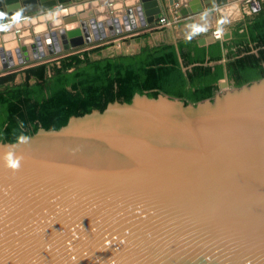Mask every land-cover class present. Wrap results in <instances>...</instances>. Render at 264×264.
<instances>
[{"label": "water", "instance_id": "obj_1", "mask_svg": "<svg viewBox=\"0 0 264 264\" xmlns=\"http://www.w3.org/2000/svg\"><path fill=\"white\" fill-rule=\"evenodd\" d=\"M236 1L169 3L184 14ZM58 2L21 0L18 21L0 16L6 51H24L27 34L44 43L61 21H80L88 37L101 12L126 20L138 9L150 26L163 11L160 0ZM0 264H264V78L188 105L136 94L0 142Z\"/></svg>", "mask_w": 264, "mask_h": 264}, {"label": "trees", "instance_id": "obj_2", "mask_svg": "<svg viewBox=\"0 0 264 264\" xmlns=\"http://www.w3.org/2000/svg\"><path fill=\"white\" fill-rule=\"evenodd\" d=\"M239 37L255 52L246 50L226 64L236 86L264 78V12L247 24L246 37ZM89 52L62 58L64 68H53L51 77L45 76L46 67L56 62L40 63L26 70L23 84L0 91V142L16 143L40 128L57 131L71 117L104 112L115 102L131 103L136 94L152 98L162 92L183 99L185 105L195 104L211 98L224 76L221 63L208 65L222 59L219 42L208 48L183 42L100 59H92ZM187 66L191 67L184 70ZM32 77L35 84L29 83Z\"/></svg>", "mask_w": 264, "mask_h": 264}, {"label": "crops", "instance_id": "obj_3", "mask_svg": "<svg viewBox=\"0 0 264 264\" xmlns=\"http://www.w3.org/2000/svg\"><path fill=\"white\" fill-rule=\"evenodd\" d=\"M4 3L5 4L0 3V13L4 14L3 19L5 20H12L15 14L22 11L23 9L21 6V0H4ZM245 3H250V4L252 3L254 6H257L258 4V5H261L262 8H264V0H240V1L233 2V3L225 4L221 7H217L215 4H209L206 6L205 9L192 12V13L190 12V10L186 9L187 10L186 13L182 14L180 9L184 6V4H181L179 5V11H178L180 13L181 19L180 21H178V23H182L183 21L188 20V22H190L188 26L191 24H203L204 21L201 20V16L207 13L208 14L207 15L208 30L206 32H203V33H200L194 36L191 40H187L186 37H179V35L174 34L173 28L175 27L174 25L176 23L169 27H165V28L150 29L138 35L136 34H133L130 36L128 35L129 37H132V39L130 40V44L128 46L129 50L127 49L126 52H123L122 54H134V53L140 52L143 48L154 49V48L161 47L163 45L172 44L174 46H177L179 43H183V42L185 43L191 42L197 46H200L198 45V40L200 38H204L208 36H212L214 38L213 32L217 30L218 22L226 19L228 22L223 24L222 26L223 27L222 37L218 40H215L214 38L215 41L213 43L203 45V46L208 48L210 45L216 42L220 43L221 50H222V59L217 62H210L208 65H213L215 63H221L223 65L224 76L226 74L228 78L226 64L229 61L235 59L238 56L243 55L242 52H246V50L249 52H255V50L252 49V44H250L247 39H244L243 42L241 43L239 42L240 39H242L241 37H239V35H245L246 37L247 24L255 16V15L250 16V17L245 16V14L251 15L250 12L247 10L248 6H246ZM150 4H153V2H151ZM200 4H201L200 1L199 2L196 1L192 4L191 7L197 9ZM253 5L252 7H254ZM172 8H177V7L176 5H174L171 7V9ZM169 10L170 9H168V11ZM166 11L163 9L164 13ZM103 14L105 13L101 12V14L99 15H103ZM245 17L248 20L247 22H245ZM96 19L98 20V17H96ZM104 21H107V19H104ZM141 23H142V18H141ZM90 24L92 25V23ZM188 26L184 27L187 33H189L190 31ZM125 35H127V33ZM127 38L128 37H125V39ZM39 44L41 45L40 41H39ZM116 46L117 44L113 43L110 46V48H115ZM39 48L44 54L42 45ZM110 48H108V50H110ZM115 55H113L112 57H115ZM187 68L184 67V70H186ZM221 82H225V80H222Z\"/></svg>", "mask_w": 264, "mask_h": 264}, {"label": "bare ground", "instance_id": "obj_4", "mask_svg": "<svg viewBox=\"0 0 264 264\" xmlns=\"http://www.w3.org/2000/svg\"><path fill=\"white\" fill-rule=\"evenodd\" d=\"M201 3V1H200ZM202 3L199 5L201 6ZM109 11V10H108ZM106 14V13H105ZM100 15L98 16V20L96 18H93V20H97V22H95V27L92 28V25L90 23H92L91 20H89V24H90V28L89 26L85 23L83 27L86 28L87 30V34H88V40H89V43L88 45H92L96 42H98L97 38L94 39L96 36V34L98 32H105V30H109L110 33H113L114 30V26L117 25L116 27H120V30H121V26L119 24L122 25V27L124 29H126L127 25L124 24L122 22V17L120 16V11L118 12L117 9L115 10V12H113V14H109V16L107 15ZM134 15L136 16V18H134ZM134 15H133V18L135 19V25L137 26V24L141 25V18H140V11L137 9L134 11ZM104 19H107V21H104ZM121 20V21H120ZM49 24L51 26V21H48ZM77 23H80V21H77ZM56 26V27H55ZM75 25H72V22L69 23V21L67 20L65 23H62V21L59 23V25H53L52 28H54L53 30H48L47 29V34L46 32H44L43 36H44V43H41L42 40H41V45L43 47V51L44 53L47 55H53L57 52V50L59 51H67L68 49L69 50H72V48H75L74 45H78L79 46V43H82V38H80V40L78 41L77 44H74V45H70V43L68 42L67 40V30L66 29H72L74 28ZM82 26V25H81ZM31 28V27H30ZM69 31V30H68ZM73 30H71L70 32H72ZM91 33H90V32ZM8 32V31H7ZM15 32V31H14ZM79 32V31H78ZM16 33V32H15ZM128 34V32H125L123 33L122 35H125V34ZM216 33V32H215ZM8 34V33H7ZM73 34V33H72ZM2 35H0V55H4V56H0V66L2 65H6V66H18L20 67L21 65H27V64H31L33 63L34 61L36 60H39V53H38V50L40 48L39 47V40H40V35L38 36L39 40L36 39L37 36L34 35V34H27L24 38L25 39H29L30 41L27 40V44H25V46H28V47H25V50L24 51H20L19 53L16 52V50L12 49V48H9L8 49V52L6 51V44H7V40H3L1 38ZM92 37V38H91ZM215 39L216 38H219V37H216L214 36ZM221 37V36H220ZM73 39V38H72ZM17 42H18V47L20 48V45L21 43L19 42V39L17 37ZM24 41V40H23ZM36 41V43H35ZM74 42H76L74 40ZM87 44V43H86ZM35 45V47H34ZM84 46V45H83ZM77 47V46H76ZM54 48L56 50H54ZM21 50V49H20ZM8 54V56H6ZM4 59V61H3ZM12 64V65H10ZM4 67L0 68L3 69Z\"/></svg>", "mask_w": 264, "mask_h": 264}, {"label": "rangeland", "instance_id": "obj_5", "mask_svg": "<svg viewBox=\"0 0 264 264\" xmlns=\"http://www.w3.org/2000/svg\"><path fill=\"white\" fill-rule=\"evenodd\" d=\"M60 2H58L57 3V6H59V4H63V5H67V4H70V3H72V1L71 0H59ZM160 5H161V7L166 11V12H169L170 10H172L171 9V7L173 6H170V3H169V0H160ZM0 3H2V4H5L4 3V0H0ZM184 4V3H183ZM245 5L246 6H248L247 7V10L250 12V14L251 15H248V14H245V16H254V15H256V14H258L259 12H264V8H262V6L261 5H258V6H254V7H252V5L250 4V3H245ZM168 9H170L169 11H168ZM176 10H179V6H177V9ZM25 14H23L22 13V15L20 14V17L21 16H24ZM4 21H6V20H4ZM248 20H247V18L245 17V22H247ZM69 23H70V21H69ZM190 22H188V20H185V21H183L182 23H176L173 27V31H174V34H177V35H179V37H186L187 36V32L185 31L186 29L184 28V27H186V26H188V24H189ZM72 25H74V24H72ZM67 30V32H68V30H69V32L71 31V30H74V34H70L69 36L67 35V40H68V42L70 43V45H72V43L73 44H77L78 43V41L80 40V38L79 37H81L82 38V43H79V46H81V45H83V42H84V40H85V37H84V34H85V31L82 29V26L79 24V23H77L76 25H75V29L74 28H72V29H66ZM79 31V32H78ZM144 31V30H143ZM67 32H66V34H67ZM146 32V31H145ZM130 36V35H129ZM129 36H127L128 38L127 39H125V37H123V38H120V39H117L116 40V44H117V46L115 47V48H110V46L112 45V42H110L109 44H106V45H102V46H96V47H91V48H87V47H89V46H92V45H94V44H96V43H94V44H92V45H87V44H85L84 46H86V49H84V50H80V51H78V52H82V51H85V50H91V53H90V55H91V58H93V59H96V58H102L103 56H109V57H112L113 55H115V54H117V55H120V54H122L123 52H126V50L128 49L129 50V44H130V40L132 39V37H129ZM221 37H222V35H221ZM73 38V39H72ZM77 38V41L76 42H74V40ZM220 39V38H219ZM215 40H218V39H215ZM99 42V41H98ZM35 43H36V41H35ZM39 47H41V45L39 46ZM38 47V48H39ZM74 47H76L75 45H74ZM77 47H78V45H77ZM83 47V46H82ZM108 48H110V50H108ZM98 49V50H97ZM55 50V49H54ZM94 52V53H93ZM39 60H37V61H41L42 59H46V58H50L49 60H47V61H45V62H43V63H46V62H52V61H54V60H58V59H60L61 57H63V56H67V55H70V54H73V53H76V52H72V51H70L69 49L67 50V51H59V50H57V53H55V54H53V55H46L45 53L43 54L42 53V51L39 49ZM42 55H41V54ZM244 53V52H243ZM64 54H66V55H64ZM117 55H115V56H117ZM6 56H8V54L6 55ZM57 56V57H56ZM35 62V61H34ZM33 62V63H34ZM33 63H31L32 65H34ZM36 64H40V63H36ZM187 67H189L190 68V66H187ZM187 67H185V68H187ZM8 68V69H7ZM18 68V67H17ZM9 70V69H11V68H9V66H7V67H4L3 69H1V70H3V71H5V70ZM19 69V68H18ZM20 69H22V67H20ZM3 71H1V72H3ZM2 75V74H1ZM4 75V74H3ZM222 80H224V78H222V79H220L218 82H220V81H222ZM236 85H235V83H234V81L231 79V78H229L228 77V82L227 83H225V82H222V87H221V90H220V88H219V85H218V83H217V85H216V89H215V91H214V95L212 96V98L213 97H215V95H217V94H219L222 90L223 91H230L233 87H235ZM236 87H239V86H236ZM161 92H158L157 93V96L156 97H152V98H157L158 96H159V94H160ZM146 95V94H145ZM190 104V103H189Z\"/></svg>", "mask_w": 264, "mask_h": 264}, {"label": "built area", "instance_id": "obj_6", "mask_svg": "<svg viewBox=\"0 0 264 264\" xmlns=\"http://www.w3.org/2000/svg\"><path fill=\"white\" fill-rule=\"evenodd\" d=\"M238 1H240V0H238ZM174 5H176V7H177V6L181 5V4H173V6ZM251 5H253V4L251 3ZM63 6H64L63 4H59V6L56 5L55 7H63ZM176 9L177 8H173L172 10L169 11V13L168 12L164 13L162 11V14L159 17H157L155 19L154 24L150 25V26L148 25V23H146L145 19H142L141 25L137 24V26L135 25V22H134L135 19L134 18H128L126 20H122V22L127 25L126 29H124L122 27V25L119 24L121 26V30H120V27L118 28V27H116L117 25H115L114 28H113V30H114L113 33H110L109 30H107V29L105 30V32H98L95 35L96 37L94 39H96L98 37L97 40L99 42H97L96 44H94L92 46H89L87 48L106 45V44H109L110 42H112V44H113V43H116L117 39H120V38H123V37H127L128 35H133V34L138 35V34H141V33L145 32V31H147V30H150V29L169 27V26L177 23L181 19V16H180V14L178 12L179 10H176ZM140 18H141V16H140ZM216 31L217 30H215L213 32L214 36H215V32ZM125 32H128V34L127 35H122ZM219 38H221V37H219ZM219 38H216V39H219ZM87 39L88 38L85 37V40H84L83 44H86V42H89V41H87ZM84 49H86V48H84ZM84 49H82V50H84ZM10 67H14V66H9V68Z\"/></svg>", "mask_w": 264, "mask_h": 264}, {"label": "flooded vegetation", "instance_id": "obj_7", "mask_svg": "<svg viewBox=\"0 0 264 264\" xmlns=\"http://www.w3.org/2000/svg\"><path fill=\"white\" fill-rule=\"evenodd\" d=\"M81 53L82 52H76V53H73V54H79L80 55ZM89 53H91V52H89ZM73 54H70V55H67V56H71ZM64 55H66V54H64ZM67 56H63V57H61L58 60L52 61V62H56V64L47 65V67H46L47 71L45 72V76L46 77H51L53 75V73H54V69L53 68H62V67L64 68L63 64L61 63V60L63 61L62 58H65ZM90 57H91V55H90ZM103 57H109V56H103ZM96 59H100V58H96ZM37 65L38 64L20 66V67H22V69H20V67H18L19 69L17 67H10L11 69L2 72L1 73L2 75L0 74V78H6V77L11 76V75H13V77H12V79H7V80H1L0 79V91H3L7 87H10V86H16V85L23 84L25 82V78L27 77L26 70L29 69V68H34ZM72 70H73V68H70V69H67L65 71H69L70 72ZM36 82H37L36 79L34 77H32L30 79L29 83L30 84H35Z\"/></svg>", "mask_w": 264, "mask_h": 264}, {"label": "clouds", "instance_id": "obj_8", "mask_svg": "<svg viewBox=\"0 0 264 264\" xmlns=\"http://www.w3.org/2000/svg\"><path fill=\"white\" fill-rule=\"evenodd\" d=\"M4 14L3 13H0V16H3ZM207 13L203 14L201 16V20L204 21L203 24H191L189 25V33L187 34L186 36V39L187 40H191L194 36L200 34V33H203V32H206L208 30L207 28ZM20 19V13H16L15 16L13 17V20L14 21H18ZM228 21L225 19V20H221L218 22V27H217V31L215 33V36L216 37H220L222 35V32H223V24L227 23ZM10 25H2L0 27H3V28H7L9 27ZM20 140L22 142L26 141L27 140V137H23L21 136L20 137ZM6 160H7V166L12 168V169H17L19 168L20 166V160L19 158H14L13 155L11 153H8L7 156H6Z\"/></svg>", "mask_w": 264, "mask_h": 264}]
</instances>
